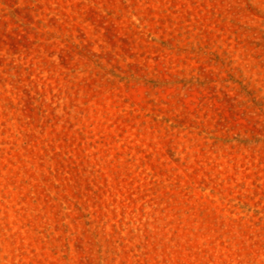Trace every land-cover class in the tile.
I'll return each instance as SVG.
<instances>
[{"label": "rangeland", "instance_id": "obj_1", "mask_svg": "<svg viewBox=\"0 0 264 264\" xmlns=\"http://www.w3.org/2000/svg\"><path fill=\"white\" fill-rule=\"evenodd\" d=\"M0 264H264V0H0Z\"/></svg>", "mask_w": 264, "mask_h": 264}]
</instances>
